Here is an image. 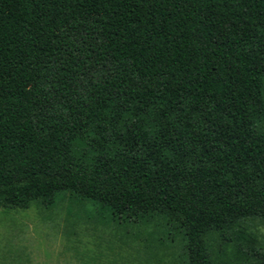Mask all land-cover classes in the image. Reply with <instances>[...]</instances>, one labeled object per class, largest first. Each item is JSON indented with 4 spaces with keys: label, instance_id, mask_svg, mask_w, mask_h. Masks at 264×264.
Here are the masks:
<instances>
[{
    "label": "trees",
    "instance_id": "obj_1",
    "mask_svg": "<svg viewBox=\"0 0 264 264\" xmlns=\"http://www.w3.org/2000/svg\"><path fill=\"white\" fill-rule=\"evenodd\" d=\"M67 193L264 264V0H0V207Z\"/></svg>",
    "mask_w": 264,
    "mask_h": 264
},
{
    "label": "rangeland",
    "instance_id": "obj_2",
    "mask_svg": "<svg viewBox=\"0 0 264 264\" xmlns=\"http://www.w3.org/2000/svg\"><path fill=\"white\" fill-rule=\"evenodd\" d=\"M264 247V225L246 229ZM155 223L111 220L67 193L52 206L0 207V264H189L185 240Z\"/></svg>",
    "mask_w": 264,
    "mask_h": 264
}]
</instances>
